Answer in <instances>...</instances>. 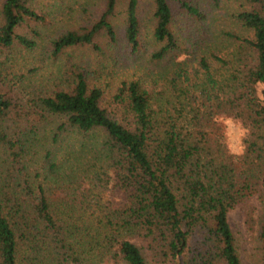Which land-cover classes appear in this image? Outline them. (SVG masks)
I'll return each instance as SVG.
<instances>
[{"label": "trees", "instance_id": "trees-1", "mask_svg": "<svg viewBox=\"0 0 264 264\" xmlns=\"http://www.w3.org/2000/svg\"><path fill=\"white\" fill-rule=\"evenodd\" d=\"M138 1L104 0L92 25L51 34L54 10L0 0V57L96 49L103 33L114 42L118 3L136 50ZM174 1L151 0L155 56L173 52L170 60L208 34L177 30ZM177 1L207 22L197 0ZM246 3L227 57L205 45L197 68L175 62L181 72L161 88L122 81L117 108L86 65L70 63L63 85L36 95L0 70V264H243L228 218L236 208L253 242L250 264H264V0ZM221 114L241 122L240 152L219 131ZM50 115L57 122L42 134ZM40 148L33 167L27 157Z\"/></svg>", "mask_w": 264, "mask_h": 264}, {"label": "rangeland", "instance_id": "rangeland-1", "mask_svg": "<svg viewBox=\"0 0 264 264\" xmlns=\"http://www.w3.org/2000/svg\"><path fill=\"white\" fill-rule=\"evenodd\" d=\"M32 1L35 7L54 10L53 24L50 27L51 34L52 32L55 33V29L61 33L72 29L78 31L90 26L98 21L104 10V0ZM197 1L202 4V9L208 14V20L203 25L197 17L189 16L179 1L176 0L171 3L175 11L177 30L182 33L187 32L191 26L196 25L197 29L208 32L195 41H185L183 46L187 53L176 54V60H170V55L174 54L173 52L166 53L163 57L155 56L160 43L154 39L153 35L155 25L153 6L151 0H139L138 14L141 37L140 45L136 50L131 49L126 42L125 8L122 3H118L113 19L118 32L116 41H110L107 35L103 33L95 40L96 49L92 46H68L63 52L54 55L52 47L49 46L47 49H38L33 54L19 53L14 59L8 61L5 57H0L2 78L9 71L8 73L17 77L13 78L14 80L22 84L29 93L36 95L48 86L63 85V81L67 79L65 74L69 73L68 66L70 63L86 65L93 84L99 86L105 93V104L110 103L112 107L117 108L113 101L112 92L122 81L137 79L146 86L161 88L177 73L181 71L190 73L197 68L198 56L204 51L205 45L217 49V54H222L221 56L225 57L234 48L232 34L242 30L241 24L234 17V13L247 5L246 0H218L216 3L213 0ZM183 58L191 59V61L180 68L181 71L177 72L178 67L175 62ZM208 59L211 60L210 57ZM3 67L4 69H2ZM39 120L40 117L33 114L32 124ZM56 122L55 116H47L42 123L41 133L43 134L46 129L50 130ZM217 122L219 131L225 136L228 149L232 152H240L242 149L241 122L225 114H221ZM44 155V151L40 148L31 151L27 158L33 166V162H38L39 158L44 159ZM0 188L2 189V184H0ZM228 218L236 238L240 258L243 264H250L249 253L252 250L253 242L247 233L240 208L230 210Z\"/></svg>", "mask_w": 264, "mask_h": 264}]
</instances>
